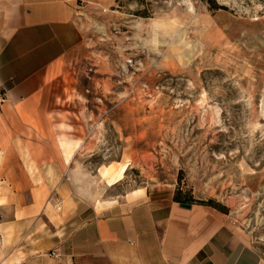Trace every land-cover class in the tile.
<instances>
[{"label":"rangeland","instance_id":"374dc122","mask_svg":"<svg viewBox=\"0 0 264 264\" xmlns=\"http://www.w3.org/2000/svg\"><path fill=\"white\" fill-rule=\"evenodd\" d=\"M77 11L90 51L66 64L58 103L45 106L54 139L78 148L98 194L143 188L213 208L264 262V0Z\"/></svg>","mask_w":264,"mask_h":264},{"label":"crops","instance_id":"0c3cea01","mask_svg":"<svg viewBox=\"0 0 264 264\" xmlns=\"http://www.w3.org/2000/svg\"><path fill=\"white\" fill-rule=\"evenodd\" d=\"M113 4L0 0V264H264L213 208L143 188L98 194L78 148L54 139L45 106L58 103L66 64L90 51L77 10Z\"/></svg>","mask_w":264,"mask_h":264},{"label":"bare ground","instance_id":"6f19581e","mask_svg":"<svg viewBox=\"0 0 264 264\" xmlns=\"http://www.w3.org/2000/svg\"><path fill=\"white\" fill-rule=\"evenodd\" d=\"M64 148H67V147H64ZM126 169H127L126 166H122L115 175L108 177L107 182H106L107 185L112 186L116 184L117 182H119L124 177Z\"/></svg>","mask_w":264,"mask_h":264},{"label":"trees","instance_id":"16d2710c","mask_svg":"<svg viewBox=\"0 0 264 264\" xmlns=\"http://www.w3.org/2000/svg\"><path fill=\"white\" fill-rule=\"evenodd\" d=\"M220 7H218V6H216L215 4H214V9H219ZM174 199V201L175 202H177V203H189L190 201H188V200H181V199H179V198H177V197H174L173 198ZM189 204H191V203H189ZM219 209V208H218ZM220 210H221V208H220Z\"/></svg>","mask_w":264,"mask_h":264},{"label":"water","instance_id":"95a60500","mask_svg":"<svg viewBox=\"0 0 264 264\" xmlns=\"http://www.w3.org/2000/svg\"><path fill=\"white\" fill-rule=\"evenodd\" d=\"M179 206L184 209H190L191 204L189 203H180Z\"/></svg>","mask_w":264,"mask_h":264}]
</instances>
